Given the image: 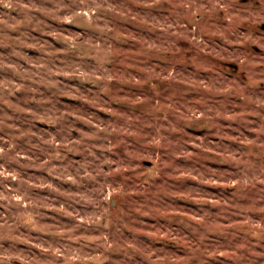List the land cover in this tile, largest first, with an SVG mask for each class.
Returning <instances> with one entry per match:
<instances>
[{"label": "clouds", "instance_id": "9594fccd", "mask_svg": "<svg viewBox=\"0 0 264 264\" xmlns=\"http://www.w3.org/2000/svg\"><path fill=\"white\" fill-rule=\"evenodd\" d=\"M140 2L29 0L21 5L12 0H0L4 9L0 15L7 17L0 26L4 29L0 40L4 43L16 46L25 42L8 36L9 21L15 25L30 24L43 31L52 28L48 23L51 18L69 33L58 37L64 42L63 55L53 47L33 71L23 73L37 84L25 98V103L35 101L36 111L30 121L46 120L54 126V131L33 132L34 125L30 124L13 136V139L26 136V146L15 151L10 143L9 148L15 154L5 151L4 164L12 160L22 167L19 172L13 169L11 173L18 184L5 183L10 175L6 167L0 179L3 184L0 188V204L3 205L0 241L3 238L11 241L7 248L0 242V264H21L15 254L20 251L21 238L31 235L33 229L38 233L59 235L61 239L57 243L69 254L76 249L83 251L92 244L89 237L81 233L106 232L107 236L96 241L97 247L110 237L117 247L123 246L127 255L142 252L145 264H151V247L143 243L136 225L144 226L141 217L145 212L158 214L161 207L167 206L166 197L178 186L181 173L185 172L177 166L178 156L198 162V166L193 165L188 171L200 174L203 170L219 175L206 167L212 158L203 148L197 149L198 156H190L188 149L196 137L188 129L214 131L221 137V143L214 147L223 149L226 131L222 121L229 113H232L231 120L243 128L251 123L248 113L257 117L254 146L234 158L238 165H243L237 173L240 177L237 198L247 195L249 185L264 176V164L256 166L247 158L256 148L264 153V91L257 92L255 88L264 81V30H261L264 0H153V7L164 18L163 30L150 40L137 42L134 51L117 50L124 39L119 25L135 15L133 9ZM13 10L23 13L22 21L12 15ZM145 15L155 19L151 10ZM189 24L192 26L188 27ZM72 27H78L83 35L71 31ZM28 35L24 33L25 39ZM184 40L189 42L187 47L180 43ZM253 45H258L259 50L253 51ZM222 59H235V72L225 69L220 62ZM66 72L91 80L96 86L93 100L97 105L110 107L117 103L125 111L114 112L112 121L96 123L97 117L81 109L73 110L61 98L80 90L59 78V74ZM80 124L87 130H81ZM74 132L77 136H73ZM69 153H80L82 158H70ZM21 154L30 155L21 160ZM147 155L153 158L152 167H138ZM55 161H60L59 165ZM29 166L44 169L60 181L71 180L74 190L61 192L55 185L47 184L46 179L29 174ZM37 183L47 184L58 193L57 197L38 195L34 191ZM133 189L139 190L140 199L132 194ZM261 198L264 199V192ZM53 200L65 212L68 208L73 210L71 225L57 221L56 225L49 226L45 222L46 213L42 209ZM220 215L230 216L231 209ZM216 218L207 214V219L194 224V238L188 248L190 264H203L207 258V248L202 245L207 241L209 221ZM61 226L71 227L72 231L57 232ZM42 242L50 246L53 243L46 238ZM108 246L105 244V248ZM25 254L31 259L33 250L27 248ZM260 255H253L249 245L237 259L240 264H256ZM52 262L62 264L59 256H52L49 264Z\"/></svg>", "mask_w": 264, "mask_h": 264}, {"label": "rangeland", "instance_id": "374dc122", "mask_svg": "<svg viewBox=\"0 0 264 264\" xmlns=\"http://www.w3.org/2000/svg\"><path fill=\"white\" fill-rule=\"evenodd\" d=\"M12 2L26 5L29 0H12ZM113 3H116V0H113ZM149 10L155 19H150L145 15V12ZM3 11V7L0 6V13ZM133 12L134 16L119 25V33L124 39L117 45V50L134 51L137 42L150 40L163 30L164 18L160 11L153 7V0H141ZM12 15L16 16L18 20H23L22 12L13 10ZM41 18L44 17L41 16ZM6 19V16L0 15V26ZM48 23L52 25V28L42 31L30 24L15 25L9 21L11 27L7 29L8 36L24 39L25 42L22 45L13 46L12 43H4L0 40V165H3L0 167V179L3 178L4 167H6L10 175L5 183L13 185L18 184V180H13L11 173L13 169L19 172L22 166L12 160L4 164L7 159L5 151L9 155L15 154L13 149L9 148L10 143L15 146V151L25 147L27 143L26 136H15L13 139L14 134L21 129H27L30 124L34 125L32 126L33 132L38 129L54 131V126L46 120L30 121V117L36 111L35 101L25 103V98L31 94V90L35 89L37 84L23 74L33 71L37 63L48 56L53 47L59 54L63 55L64 53V42L58 37L69 35V33L61 29L58 21L54 23L51 18H48ZM191 26V24L188 25V27ZM3 30L0 28V32ZM261 30L264 28L262 27ZM71 31L83 35L78 27H72ZM25 32L29 34L26 39ZM180 43L183 47H187L189 42L184 40ZM252 48L253 51L259 50L258 45H253ZM220 62L225 69L235 72V59H222ZM59 78L80 90L62 97L63 103L70 105L73 110L81 109L83 113L97 117L96 123L102 120L112 121L114 112L125 111L117 103H113L110 107L103 104L97 105L93 100L96 86L92 84L91 80H82L80 75L72 72L61 73ZM16 85L19 87H15ZM255 88L257 92L264 91V81L257 84ZM239 111L237 108L236 112L239 113ZM231 115L232 113H229L222 121L226 131V135L222 139L223 149L214 147L221 143V137L214 131L205 132L203 129L194 127L188 129V132L196 137L193 146L188 149L190 156H198L197 149L203 148L212 158V162L207 163L206 167L213 169L219 175H211L203 170L200 174L188 171L193 165L198 166V162L191 160L190 157L178 156L177 166L184 168L185 172L181 173L178 186L171 189L169 196L166 197L167 206L161 207L158 214L145 212L141 217L144 226L136 225V231L143 243L151 247V264H186L189 262L188 248L191 239L194 238L193 226L207 219V214L218 218L209 221L210 230L207 233V241L205 245H202L207 248V258L203 264H240L237 257L249 245H251L253 255L262 254L256 260V264H264V199L261 198L262 192H264V176L249 185L246 189L247 195L237 198L236 188L240 179L237 173L243 165H238L234 159L239 152L247 151L254 146L258 131L257 117L251 112L248 113V120L251 123L247 128H243L237 121L231 120ZM6 116L7 119H5ZM78 127L81 130H87L83 124ZM73 136H77V133L74 132ZM207 140H210L211 143H200V141ZM57 142L59 143V141ZM256 153H260L259 148H256L247 158L251 159L256 166L264 164V153L259 155ZM29 155L21 154L20 159L26 160ZM69 157L81 159L82 155L69 153ZM241 159L243 158L241 157ZM54 163L59 165L60 161ZM152 164L153 158L151 155H147L138 167L150 169ZM27 172L39 176L42 180L46 179L47 184L55 185L61 192L74 190L71 180L60 181L59 177L53 178L39 167L29 166ZM157 182H159V178H157ZM47 184L37 183L34 191L43 197H57L58 193L49 188ZM0 188H3V184H0ZM132 194L140 199L139 190L133 189ZM60 199H63V196H60ZM27 203L25 201V206ZM225 204L227 207L224 206ZM77 207L80 206L77 205ZM0 209H3L2 204H0ZM228 209H231L230 216L220 215ZM42 210L46 213L44 220L49 226L56 225L57 221L62 222V225L72 224L73 210L68 208L65 212L60 209L55 200ZM2 225L3 220L0 219V227ZM70 231H72L71 227L61 226L57 229V232ZM80 235H87L92 244L83 251L76 249L69 254L57 243L61 239L59 235L52 232L38 233L33 229L31 235L21 238L20 251L15 254V258L20 259L21 264H49L52 256H59L62 264H145L144 253L136 252L129 256L123 246L117 247L116 241L110 237L104 244L97 247L96 241L107 236L106 232L101 234L99 231H92ZM125 236H128L127 232ZM44 238L52 241V246L43 243ZM256 241L259 243H255ZM0 242L3 247L7 248L11 241L8 238H3ZM75 242L73 239V244ZM105 244L109 246L105 248ZM136 247L140 248L142 245H136ZM27 248L33 250L31 259L25 254ZM52 264H56V262H52Z\"/></svg>", "mask_w": 264, "mask_h": 264}, {"label": "water", "instance_id": "95a60500", "mask_svg": "<svg viewBox=\"0 0 264 264\" xmlns=\"http://www.w3.org/2000/svg\"><path fill=\"white\" fill-rule=\"evenodd\" d=\"M264 28V27H263Z\"/></svg>", "mask_w": 264, "mask_h": 264}]
</instances>
